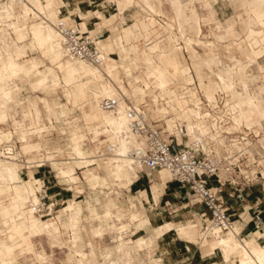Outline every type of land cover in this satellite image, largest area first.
<instances>
[{
    "label": "rangeland",
    "instance_id": "rangeland-1",
    "mask_svg": "<svg viewBox=\"0 0 264 264\" xmlns=\"http://www.w3.org/2000/svg\"><path fill=\"white\" fill-rule=\"evenodd\" d=\"M50 0H40L36 4L33 3L31 0H26V2L29 3V5L32 7L33 5L37 9V14L32 13L33 15L28 16V13H25L24 7L22 4L14 3V0H0V10L2 12L0 13V44L1 49L6 53L10 55L16 54L22 63H24L27 68V73H22L18 77L14 78L13 85H10L11 87L14 86L13 92L11 95V100L8 101L7 109L8 115H11V118L14 119V121L10 118L6 120H0V159H3V161L9 160L10 157V151L13 152L12 155H16V160L22 164L20 174L24 181L30 180L27 185H33L35 181L34 177L32 176V173L29 172L31 170L35 171L38 174H34L36 176V179H39V176L41 177V184L38 185L37 188V194L39 196V191L41 190L40 186H42L45 182L46 188H48V196L50 198V201H55L56 207L53 211V214L61 215L60 217V223L61 226V234H60V241L65 242L63 243H57V240L55 241L57 235L53 234L52 239L48 238L46 234H43L41 236H35L33 238L34 240V250L28 251L26 250L25 253L20 252V247H17L15 250V264H75L74 255L72 254V258L70 257L68 260L70 253V248L73 246L70 241V234L73 231V228L65 227L64 224L69 223L70 221V214L69 210L66 212H63V209L66 208L70 202L76 201L80 202V204L83 206V212L79 215V221L80 223L78 226H76L79 229H84L87 234L91 233L92 238L90 241V245L87 249H82V245L78 248L82 249V252H86L88 257L85 260L86 264H107L105 261V258H103V250L101 249L103 244L102 242L98 241L99 239H94L93 235H96V233L93 230L94 226H101V232L107 233L110 231H113L114 233L121 231L119 226H122V228L127 229L128 234H131L134 232L133 235H130L129 237H126V240L132 239L137 240L139 237H142L145 232L149 233V230L152 228V225H145L141 224V221H131L130 220V213L132 211L141 212L142 216L149 217L151 214H156L155 208H158V216L156 223H160L164 219H169L174 222V224H184L188 225L192 222H197L198 217L202 218L203 225L202 227H198V230L200 234L203 235V240L205 241L206 237H208V240H212L213 237L217 239L214 235L208 234L204 231L205 226L209 223V212L204 210L202 206H200L198 203L194 202V199L191 196H187V191L185 188H180L179 184L175 181H172L171 178L167 179L166 185H168V192H177L178 189H182L183 193H185L182 197L176 198L175 200L169 201V196L165 194L163 190L159 193H157L156 197L149 196V198H146L147 196L145 194L146 187H140V184H132L129 188L124 187L122 184L119 183V181H115L114 178L110 175V173L107 171L105 161H107L108 168H112L111 164L116 161V165H118L119 171L122 172L125 169L123 167L124 161L121 158L116 157H110V153L107 151V145L109 141H115V138H113V135L111 134V129L107 130V132H103L104 126L101 127L100 123H94V122H88L81 111L80 106H74L71 102H69L68 97L65 92L64 83H60L58 86H54L52 82V78L48 81L47 84L40 87H34L32 83L36 82L38 79V73L41 72L42 74H48L50 67H55L56 65L52 62L49 55H51L52 59H55L56 61L59 60V68L63 70L64 68L67 69L70 66V62L72 61L68 56L65 55V52L63 51L62 45H61V38L58 42L59 47L61 48L62 54H58V52H50V49L48 46H44L45 39H41V41L35 40L36 38L34 35H32V30L34 31L35 28L39 27L42 23V26L44 25V21L40 19L38 16H41L40 14H47L49 17L54 18L53 13H49V8H51V4H48ZM95 0H93L94 2ZM97 1V0H96ZM122 1V0H121ZM127 0H123V2H126ZM146 1V2H145ZM145 4H147V9L149 8L148 4L150 6H153L155 10L163 11L164 13H160L163 15H166L169 17V19H172V21L175 23V13L172 12L171 4L168 2V0H152L151 2L148 0H145ZM155 1V2H153ZM205 2L204 0H192L191 6L194 7V4L196 3V11L197 14H199L200 17H206L210 13L208 9L201 7L200 3L197 2ZM220 3L215 5V14L214 19L208 22H202V29H203V35L201 36V41H214L215 43L212 44L215 46V50H213L210 53L211 57L216 52L219 55H222L223 60L227 61L230 65H232V62H234V58L238 55L241 56L242 54L238 51L236 54L230 55V53H227L224 49H220L221 44L232 42V40L228 39H217L216 34L218 33L217 30V22H221L223 26H228V24L232 23L235 24L236 28L238 30H242L244 25L251 21L252 16L248 15L244 9V6L242 4V1L245 0H233V2H230V0H219ZM249 1V0H247ZM150 2V3H149ZM188 2V1H187ZM14 3V4H13ZM67 3V1H66ZM127 3H129L127 1ZM252 3V1H251ZM250 3V4H251ZM10 4H13L12 8L14 10L13 13L9 16L8 13H6V9ZM56 6L62 5L61 0H56L55 2ZM245 4H247L245 2ZM55 6V7H56ZM251 5L248 8L251 10ZM254 8V7H253ZM47 9V10H46ZM92 9V8H89ZM53 10V9H52ZM93 11H97L96 7L92 9ZM132 10V9H131ZM83 12V11H82ZM88 12V11H87ZM118 10H113L110 14L105 15L104 17H110L112 13H117ZM252 12V10H251ZM254 12H252L253 14ZM66 14H70V11L65 10V8L62 9V13H60L59 16H65ZM80 14V13H78ZM127 15H129V19L125 21V23L121 22L122 19H117L113 22L111 26L108 28L99 27L100 24L103 22V19L99 18L97 15H92L89 17V19L86 21L88 24L89 29H94L95 32L93 35H95L97 32L102 31L103 36L97 37L102 46H111L112 49L108 50L106 47V53L108 51H113V55L117 60V69L114 71V73H119V76L124 82V85L128 89V97L127 102L130 105L139 106L143 110H146L149 117L154 121V124L157 127H160V129L164 132L165 137H167L170 140H173L179 144H186L189 140H191V137L187 135V133L184 131V127L176 126V130L180 131V135L176 137V133L174 132H168L165 131V124L164 120H161V118H156L154 115L157 113L154 112L153 108V101H152V94H158L160 92L159 89H154L155 92L149 93V95L146 97V102L144 101L143 92L136 88L133 85V82L138 79V85L145 87L148 81L154 80L153 77L150 79H147L148 75V66L145 63H142L143 57L145 55V52L142 50L145 49L147 53L150 52V48L154 46L158 41H162L165 44L168 45L171 44L172 48H177L178 44V36L180 35H174V41L173 43H170L168 36L170 33L168 31L163 30L160 25L157 23L156 26L153 28L152 32L149 35L145 34V37H142L139 35V39H142V41L135 43L134 40L128 42L126 41L124 37V29L122 33H120L121 29L125 25H129L130 22L133 20V11L127 12ZM144 14H147L144 10H141L140 12H137V17H142ZM74 18L75 14H71ZM135 15V16H136ZM191 16L190 11L188 10V17L186 20L190 22V27L184 28L186 33L191 35H199L201 32V27L198 22H196L195 19H189ZM173 17V18H172ZM25 18L28 19L25 21ZM157 16L155 17V21ZM58 19V18H57ZM52 20V19H51ZM52 20V21H53ZM21 24H17V23ZM111 22V21H110ZM22 23L25 24L24 34L25 38L20 39L19 35L22 33ZM155 23V22H154ZM177 23V22H176ZM36 24L33 26L32 25ZM174 25V24H173ZM255 25L253 23V27ZM127 28V27H124ZM151 28V25H150ZM177 31V30H175ZM258 31H260L258 29ZM110 35L112 37H110ZM187 35V34H186ZM98 36V35H97ZM123 36L122 38H120ZM35 38V39H34ZM192 38V37H190ZM190 38L186 36V41L188 43H191ZM242 38V37H241ZM37 41L38 43L34 42ZM124 40V42H123ZM196 41H199L198 39H195ZM194 40V43L196 41ZM180 42H182L180 40ZM226 43V44H227ZM184 45V43L182 42ZM256 49H259L262 47L259 43L256 44L253 43ZM207 45V46H206ZM211 42L209 44H197L196 48L199 52L204 53L210 51V49H207V47H210ZM181 48V47H180ZM179 49V48H177ZM182 49V48H181ZM180 49V50H181ZM191 49V48H190ZM192 49L195 51V48L192 45ZM217 49H219L217 51ZM132 53L130 56L131 58H121L120 56H124L125 53ZM223 50V51H222ZM123 52V53H118ZM47 53V54H45ZM182 55L184 52L181 50ZM190 53V52H189ZM241 54V55H240ZM154 57L153 59L156 60V54H152ZM190 54L188 52L183 55L187 62V67L193 63V58H188ZM192 54L190 55V57ZM231 57L233 61L230 60ZM132 60L138 61V66H135L134 64H128L124 63L125 61L130 62ZM239 59H237L238 61ZM18 61V60H17ZM70 61V62H69ZM140 61V63H139ZM261 63L264 65V53L262 58L260 59ZM33 62H36L38 64V68L33 67ZM238 62H243V60H239ZM19 67L18 70H16L15 74L19 73L23 70L21 63L18 61ZM76 67H82L77 62H74ZM189 63V65H188ZM62 65V67L60 66ZM134 65V66H133ZM74 66V68H75ZM193 66L194 63H193ZM86 67V66H83ZM191 67V66H190ZM202 64H198V69L200 68V71H197L198 80L196 79L194 72L191 71L188 74H186L185 70H183L184 75L186 78H195L196 83L199 84L202 87L207 83V80L210 78L211 82L210 84H214V81L220 80L217 78V76H209L205 74L202 69ZM218 67H222L221 65ZM253 70H251V76L249 74L247 75L248 78L253 77L255 80L251 81L259 84H264V70H261L258 68L257 65H254ZM196 69V68H195ZM217 69V67H215ZM251 69V68H250ZM130 71L132 75H128L127 71ZM93 71H98V69H95ZM56 72L58 73L59 70L56 69ZM219 71L217 70V73ZM230 70L228 71V73ZM62 75V73H60ZM201 74L204 75L203 83L200 81ZM220 74V73H219ZM200 76V77H199ZM207 76V77H205ZM66 76L65 78H67ZM225 77L230 80L232 79L231 74L225 75ZM64 78V79H65ZM85 80H90V78H85ZM162 80L166 82V85L169 86L170 82H174L175 79L172 78L169 74H165L162 77ZM186 79H184L185 82ZM213 81V83H212ZM209 82V80H208ZM12 83V82H11ZM217 83V82H216ZM209 85V83L206 85L212 90L211 88H215V85ZM203 84V85H201ZM250 84V85H251ZM161 86V85H160ZM211 86V87H210ZM214 86V87H213ZM198 86H188L190 90H197ZM207 87V88H208ZM251 87V86H250ZM161 88L165 89L163 86ZM208 88V89H209ZM172 89L177 92H183L185 88L182 87V84L177 82L176 84L172 85ZM204 89V88H203ZM5 90V89H4ZM3 90V91H4ZM3 91L0 90V94L3 93ZM209 91V90H207ZM211 92V91H210ZM195 100H197V94L196 97H194ZM102 99V98H101ZM230 102H233L234 100L229 98ZM145 102V103H142ZM161 100L159 103L161 104ZM229 102V103H230ZM259 105V104H258ZM260 107V105H259ZM260 109H262L260 107ZM263 110V109H262ZM55 111L57 113V116L54 114ZM63 111H66L65 114ZM3 112V109L0 108V114ZM110 113V112H107ZM255 116L256 120H260V117L257 116V114H253ZM26 119V120H23ZM31 120L33 123H31ZM16 121H20L24 123L21 127H19V130H16L18 127V124L15 123ZM204 124L209 126L210 124L207 120L202 121ZM21 124V123H20ZM47 126V129L40 130L42 126ZM172 121L169 122V128L174 131L172 128ZM26 129L25 131H28L30 135L27 137L28 142L30 143H36L39 144V149H31L26 150L25 142L21 140V130ZM98 130V133L96 132ZM74 132L77 133V135H83L84 137L80 140V149L84 152V155L89 157H95L92 159H96V163L94 165H90L89 167H86L84 163H82L81 159L78 157V155L75 153L74 150ZM8 133L10 134L9 137L6 138V136H2L1 134ZM108 135L109 137H107ZM99 136L101 140L105 141H99ZM95 138L96 141H92ZM180 141L182 143H180ZM103 142L102 144H100ZM97 151V152H96ZM98 151H100L98 153ZM79 152V150H77ZM99 154H103V156H99ZM109 156V157H108ZM6 159V160H5ZM98 165V166H97ZM97 170L94 171L91 168H94ZM97 167V168H96ZM59 168L61 169V172H65L67 175H72L73 171L76 173L75 181H70L66 177H62L61 174H59ZM149 172H151L148 169H144ZM67 172V173H66ZM119 172V173H120ZM154 174H159V172H153ZM63 174V175H65ZM169 174V173H168ZM106 178V181H101L102 177ZM95 176H98L97 180L94 179ZM31 178V179H30ZM122 180H124L125 185H127L131 180V178L125 177L122 175ZM96 181L97 185L93 186L90 184L91 182ZM99 181V183H98ZM5 182H0V208L4 209L10 205L13 206L16 203H21L22 199H29L28 192L26 191V184L24 185L21 183V198H18L15 196L14 192H7V187H5ZM148 186V184L146 183ZM173 185V186H172ZM37 186V185H36ZM36 186L33 185L34 188ZM173 188H172V187ZM4 190V192L2 191ZM142 190V192H141ZM163 192V193H162ZM3 193V194H1ZM142 193V195L140 194ZM162 193V194H161ZM35 194V192H34ZM35 196V195H34ZM160 196V197H159ZM264 198V197H263ZM17 199H19L17 201ZM164 199V200H163ZM88 201L92 204L96 205L100 213H103L105 211L106 204L113 203L115 206L112 208L113 217L111 218L112 214H109V216L105 217L104 220H97L93 219V217L89 214V209L87 208ZM25 208V207H24ZM79 209H81V206H78ZM14 209V208H13ZM27 209H23V212H25ZM202 210L205 211L206 216H204ZM18 211V208H17ZM20 211V213L17 216H13L14 218H19L20 215L23 213ZM9 213V212H8ZM99 215V214H98ZM120 216V219H117V216ZM10 217V214L8 215ZM25 216H27L30 220H35L37 218L35 215V218L33 214H31V211L28 213L25 212ZM141 216V217H142ZM12 218V217H11ZM16 220V219H15ZM55 220V219H53ZM6 222V223H5ZM16 222H21L16 221ZM143 222V221H142ZM154 224H156L154 221H152ZM111 223H114L116 226L109 228V225ZM47 222L42 223L41 225L38 224V221H36L33 224L29 225L31 232H43L45 229L42 227L46 225ZM4 225H7L8 228H12V223L9 224L6 220L0 219V230L4 227ZM139 226V227H138ZM121 234V233H120ZM171 237L173 239H176L177 241H173V246H187L189 247L190 251H193L196 249V253H199V255L203 256V263L204 264H213V262L217 261V264H230L231 262H223L221 260H217V257L210 258L206 253L204 252V248L200 246V244H190L187 241H184L180 238L179 235H177L175 230L170 231ZM107 235V234H106ZM223 236L229 235L228 232L221 233ZM230 236H233L232 233H230ZM3 237V236H2ZM81 237L79 236V239ZM79 241V240H78ZM82 241V240H81ZM80 242V241H79ZM56 243L55 245H53ZM149 243V241H148ZM118 242L110 243V245H117ZM264 246V244L260 243ZM190 245V246H189ZM250 248H252V245L250 243L248 244ZM77 247V245H76ZM73 246V248H76ZM136 251L139 250L138 247L135 248ZM43 250V251H42ZM92 250L95 251V258H93L91 255ZM42 251V252H41ZM112 253V260H118L121 256H123V252H118L116 250V246L113 250H111L109 253ZM128 251V250H127ZM68 253H70L68 255ZM133 253V252H132ZM141 255V258L137 261L136 264H149L148 259L145 260L146 255L149 254V248L146 246L143 248V251L139 252ZM128 254V253H127ZM7 255H11L8 254ZM68 255V257H67ZM234 256V255H233ZM232 256V257H233ZM145 257V258H144ZM200 256L198 260H200ZM213 259V260H212ZM232 259V258H231ZM230 259V260H231ZM68 261V262H66ZM2 264V263H0ZM113 264V263H110ZM151 264V263H150ZM155 264V262H153ZM161 264V262H160ZM234 264H238L234 263Z\"/></svg>",
    "mask_w": 264,
    "mask_h": 264
},
{
    "label": "crops",
    "instance_id": "crops-1",
    "mask_svg": "<svg viewBox=\"0 0 264 264\" xmlns=\"http://www.w3.org/2000/svg\"><path fill=\"white\" fill-rule=\"evenodd\" d=\"M67 1V3H66ZM127 1L129 3H127ZM126 2H123V0H117V2L115 0H95L93 2V0H61V4L62 5H58L56 6L55 2L56 0H50L48 4H51L49 6H51V8L48 9L51 10L49 11V13H53V16L55 17V21L56 22L57 18L60 17V13H62V9L65 8V10L70 11V14H66L65 16H68L70 19H73V17L71 16V14H75L77 15L78 13H80V17L82 18V24L85 26L86 29L90 30L91 33L93 34L95 32L94 29H89L88 28V24H87V20L89 19L90 16L92 15H97L99 18L103 19V22L100 24L99 27H105L108 28L109 26H111L113 24L114 21H116L117 19H122L123 23H125V21H127V19H129V15H127V12L133 11V14L136 15L137 12H140L141 10H144L145 12H147V10L145 8H147V4H145V0H127ZM145 1V2H144ZM148 1H152V0H148ZM205 2H197L200 3L201 7H204L209 11V15L206 17H200L199 14H197L198 9L196 8V3L194 4V7L191 6L192 2L189 4H187V12L185 15V20L188 17V10L191 13V16L189 17V19H195L197 18L196 22H198L199 19V24L201 27V32L199 35H193L194 38H190V41L193 45V47L195 48V51L199 52L196 48L195 44H209L211 42L210 47L208 46L207 49H210V51L208 52H204L201 53L199 52L200 56L202 55H207V61L204 65H202L201 69L202 71L209 75V76H217V78L222 81H216L219 86V88L222 89H226L229 90L230 92H232L233 94V102L230 103V105H235L237 103V101H239L241 98L237 95L234 94L233 90H236L237 92L243 94V95H248L253 97L254 100H256L257 104L260 105V107L263 109L264 111V88H261L260 91V96L258 95V93H254V90H252L253 84L255 79L253 77L248 78V70L251 68V70H253V66L257 65L258 68H260L261 70H264V65L261 63L260 59L263 56L264 53V45L262 43H259L262 47H260L259 49H256L254 44L256 42V44L258 43L256 40H252V44L255 48V51L259 52V55L256 57V60L252 59V58H245L242 56H238L236 53H230V55L236 54L237 56L234 58V62H232V65H230L227 61H224L222 57V55L217 54V52L211 56L210 53L215 50V46L212 45L215 42L214 41H201V36L203 35V29H202V22H208L214 19V14H215V5L219 4L220 1L219 0H204ZM149 2V3H150ZM155 2V1H153ZM168 2L171 4V2L168 0ZM189 2V1H188ZM230 2H233V0H230ZM244 1H242V4L244 6V9L246 11V13L248 15L252 14V12H254V9L251 10L248 8V3L244 4ZM16 3V2H14ZM13 3V4H14ZM13 4H10L8 6V8L6 9V13H8V15L10 16L14 10L12 8ZM34 6V5H33ZM56 6V7H55ZM149 8L152 12H154L155 17L157 16V14L160 13H164L163 11L160 10H155L153 6H150L148 4ZM24 7V5H23ZM94 7H96L97 11H93L92 9H94ZM172 7V5H171ZM34 8V7H32ZM92 8V9H89ZM1 9V8H0ZM53 9V10H52ZM132 9V10H131ZM197 9V11H196ZM47 10V9H46ZM113 10H120V11H124L122 15H119L118 12L117 13H112L110 17H104L107 14H110ZM83 11V12H82ZM88 11V12H87ZM2 12V10H0V13ZM172 12H174L173 7H172ZM175 13V12H174ZM30 15V14H29ZM41 15H47V14H41ZM133 16V20L132 22H130L129 25H125L123 26V28L121 29L120 33H122L123 29H124V37L126 39V41L130 42L132 40H134V42H138L139 40V35L137 33V31H135V25L138 22H141L140 25L137 24L139 29H143V33L141 34L142 37H145L146 35H149L152 31V27L154 25V22H159L160 24H162L160 22V18H155L151 21H143L144 18H146V14H144L142 17H137ZM166 16V15H165ZM176 16V15H175ZM40 19H43L44 16H38ZM167 17V16H166ZM169 18V17H168ZM173 18V17H172ZM29 19V18H28ZM28 19L25 18V21H27ZM111 21V22H110ZM172 21V19H171ZM177 22V21H176ZM187 22V26L190 27V22H188V20H186ZM253 23L255 25H257L255 23V21L253 20V17L251 19V21L247 22L244 27L242 28V30H238L235 26V24H228V26H223L221 24V22H217V30L218 33L216 34L217 39L221 40V39H228L229 40L232 39V37L228 36V34L230 33L231 30H236L239 31L242 36L240 37H246L247 33H249L252 30H258L260 27H253ZM17 24H21V23H17ZM178 24V22H177ZM36 24L32 25L33 26ZM151 25V29L149 30V32H144V30H148L150 28ZM23 29H22V33L19 35L20 39H24L25 38V34H24V29H25V24L22 23ZM127 27V28H124ZM187 27V28H188ZM173 28V26H172ZM174 30V29H173ZM32 35H34V31L32 30ZM102 31L97 32L95 35L99 38L101 36H103V33H101ZM181 33V32H180ZM173 34L176 35V32L174 30ZM174 36V35H173ZM35 37V36H34ZM110 37H112L110 35ZM123 36H121L120 38H122ZM183 37V36H182ZM183 38H186L183 37ZM35 39V38H34ZM195 39H198L199 41H196ZM240 39V38H238ZM37 40V39H35ZM35 43H38L37 41H35ZM194 40L196 41V43H194ZM41 41V40H39ZM173 41H174V37H173ZM124 42V40H123ZM187 42V41H186ZM171 43V42H170ZM173 43V42H172ZM227 43V42H226ZM221 44L222 45H225ZM40 45V44H39ZM191 45V44H190ZM191 45V46H192ZM172 45L168 43L165 44L162 41H158L154 46H152L150 48V52L151 53H147L145 51V49H143L142 51L145 52V55L143 57V61H141L142 63L147 64L148 66V75H147V79H150L151 77L154 78V80H152L151 82L148 81L147 84L145 85V87L138 85V79H136L135 82H133V85L136 88H139L143 94H145L144 96V101L146 102V97L149 95V93L155 92L154 89H159L160 92L158 94L153 93L151 98L153 103V108H154V112L157 113L156 115L153 114V116H155L156 118H161V120H164V124H165V131L168 132H174L176 133L178 136L180 135V131L176 130V126H182L184 127V131L187 133V135H189L191 138H193V136L197 137L199 135H201V133H196L191 134L189 132L188 129V125L193 124V125H197L195 127V129L199 132H207L209 131V126H207L206 124H204L202 121L203 119L207 118V116L209 114H211V112L207 111V110H203L201 104V97L200 95H204L203 92L201 91L200 85H199V81L198 84L195 81V78H186L185 76V82L182 83V81L177 80L175 77H171L174 78L176 81L174 82H170L169 86L166 85L164 86L165 89L161 88L160 84H159V80L157 78V70L160 72L161 77H163L165 74L168 73H161L160 68H168L169 71L175 72V67L171 66V65H167L162 66L161 62L162 61H166L168 62V60L170 59L171 61L174 62L175 66L180 65L181 61L179 59H175V61L170 57V53L173 49L171 47ZM186 46L188 48V45L186 43ZM207 46V45H206ZM104 47V46H103ZM111 50L112 47L111 46H105L104 49ZM220 47V49H221ZM188 50L190 51V55L193 54L194 50H191L188 48ZM219 49H217L218 51ZM3 51V50H2ZM125 53L124 56H120L121 58H131L132 56H130V54L132 53H128L125 52V50L123 51ZM123 52H118V53H123ZM113 51H108L106 56H105V61L102 63L101 66L99 67H95V68H91V67H76L74 61H69L71 64L67 69H63L61 70L59 68V60L56 61L55 59H52L51 55L50 58L52 60V62L56 65L55 67H50L49 68V73L48 74H42L41 72L38 73V79L36 82L32 83L34 85V87H40V86H44L45 84L48 83V81L50 80V78H52V82L54 86H58L60 83H64V78L66 76L73 78V83L70 86H67L64 83V87H65V92L66 95L68 97L69 102H71L74 106H80L81 107V111L82 114L84 116V118L88 121V122H94V123H100L101 127L104 126L103 132L105 133V129L107 127V120L105 119V116L103 115V113L107 112L104 111L100 108V102H101V98H105V97H114L117 98V100L119 101V106L126 109L128 106H131L128 102H127V97L129 96L128 94V89L127 87L124 85L123 80L121 79V77L119 76V73H114V71L117 69V60L114 57V55L112 54ZM4 56L6 55H10V54H6L3 51ZM47 54V53H45ZM152 54H156V60L153 59V55ZM184 54H185V50H184ZM13 56L16 61L18 60L21 65L23 70L20 71L19 73L15 74L12 78L7 79L6 81L3 82V86H4V91L3 93L0 94V108L3 109V112L0 114V120H6L8 118L12 119L14 121L13 118H11V115H8V111H6L7 109V105H8V101L11 100V95L12 92L14 91L13 87L14 86H10L13 85V80L14 78L18 77L19 75H21L22 73H27L28 72V68L27 66L22 63L20 61V58L14 54L11 55ZM186 56V55H185ZM187 57V56H186ZM169 58V59H168ZM190 60L191 57L189 56ZM231 61H233V59L231 57H229ZM188 59V57H187ZM237 59L239 60H243V62H238ZM189 60V59H188ZM17 61V62H18ZM189 62V61H188ZM126 65L127 63H135V66H138V61L136 60H132L130 62L125 61L124 62ZM140 63V61H139ZM194 63V61H193ZM193 63H191L193 65ZM19 64V63H18ZM189 65V63H188ZM222 66L221 68L218 66ZM75 66V68H74ZM33 67L38 68V64L36 62H33ZM215 67H217V69H215ZM194 68V66H193ZM56 69L59 70V72H56ZM98 69L102 72V74L104 75L105 81L108 84V89L104 90L102 89L101 91L98 90L99 93V97H96L95 94V85L93 83L94 81V77H93V70ZM207 69L210 71L206 72ZM217 70L219 71L217 73ZM230 70V74L232 76V79L228 80L225 75H228V71ZM187 70H185L186 72ZM189 67H188V73H189ZM62 73V75L60 74ZM186 73V74H188ZM220 73V74H219ZM128 75H132L131 72L128 70L127 71ZM185 74V75H186ZM194 75L197 78V74L194 68ZM85 78H90V80H85ZM12 79V80H11ZM177 81L179 83L182 84V87L185 88L183 92L177 93L172 89V85L176 84ZM256 81V80H255ZM12 82V83H11ZM251 84V85H250ZM190 85H196L198 86V90H190V88H188V86ZM238 86L241 87V91L238 89ZM251 86V87H250ZM264 87V84H263ZM218 88V87H217ZM217 90V89H216ZM190 92V96L189 99L188 97H185V93ZM106 94V95H105ZM197 94V98L198 100L195 101H191L192 97H196ZM94 95V96H93ZM205 96V95H204ZM206 97V96H205ZM216 99V98H215ZM162 101L161 104L159 103V101ZM142 102V103H145ZM147 103V102H146ZM136 108L141 109L139 106H136ZM194 109V111L196 110V112H198V114L196 113H190L189 115H185V113H188L190 109ZM233 108V107H232ZM127 110V109H126ZM234 111V110H233ZM250 111V112H249ZM54 114L57 116V113L55 111H53ZM66 111H63V113L65 114ZM182 113V114H181ZM252 113L257 114V116H262L258 111H256L254 108L249 107V105H243L240 109H238L237 111H235V114L233 115L236 118V121L238 123V125H240V121L241 120H245L247 121V126H250L251 123H255L256 121H254V115ZM199 115V116H197ZM264 118V116H262ZM23 120H26L23 118ZM172 121V128L174 129L171 130L169 128V122ZM15 123L18 124V127L16 128V130H19L24 123L20 122V121H16ZM21 123V124H20ZM31 123L32 120H31ZM106 125V126H105ZM237 125V126H238ZM47 129V126H42L40 128L41 132L42 130ZM26 129H22L21 130V140L23 142H25V147L26 150H31V149H39L40 145L36 144V143H30L28 142L27 137L30 135V133L28 131H25ZM171 130V131H169ZM196 131V132H197ZM96 132L98 133V130H96ZM198 134V135H197ZM2 136H6L9 137L10 134L8 133H4L1 134ZM107 137H109L108 135H106ZM74 150L75 153L78 155V157L81 159L82 163L85 164L86 167H89L90 165H94L96 162V159H92L95 157H89L84 155V152L80 149V140L84 137L83 135H77L76 132H74ZM200 137V136H199ZM114 138V137H113ZM99 141H105V140H101L100 136H99ZM92 141H96L95 138L93 139L92 137ZM103 142H101L100 144H102ZM180 143H182L180 141ZM77 150H79V152H77ZM97 152V151H96ZM11 163H14L18 169V173L20 175V179L18 182L15 183H9L4 181L5 187H7V192H14L15 196H20L21 193V183H23L24 185L30 181H24L21 177V166L22 164L18 161H13V160H9ZM116 161H114L111 164L112 168H108L109 166H107V161H105L106 164V168L107 171L110 173V175L114 178L115 181H119L120 184H122L124 187L129 188L132 184L136 183V184H140V187L142 188L143 186L146 187L145 190V194L147 196H145L146 198H149V196H153L156 198L157 200V193L161 192L165 189V194L167 196H169V201L167 202L168 204L170 203V200H175L176 198L182 197L185 193H183L182 189L183 187L179 186L182 189H178L177 192H168V185H166L167 179L169 178V172L163 170L161 172H159V174H154L153 172H149L147 170L144 169H131V166H125L123 165V167H125V169L127 170H123L122 172L119 171L118 165H116ZM118 164V163H117ZM98 166V165H97ZM97 168V167H96ZM94 171L97 172V170L94 168H91ZM29 172H34L32 173V176L34 177L35 181H37L36 176L34 174H38L35 171L31 170ZM120 172V173H119ZM59 174H61L62 177H66L68 180L70 181H75V176L76 173L73 171L72 175H67L65 174V172H61V169L59 168ZM122 175H124L125 177L131 178L133 180H131L127 185H125L124 180L121 179ZM101 176V175H100ZM40 177V176H39ZM102 177V176H101ZM98 176H95L94 179L97 180ZM31 179V178H30ZM101 181H106V178L102 177ZM36 182L33 183L34 186ZM99 183V181H98ZM146 183L148 184V186L146 185ZM90 184H92L93 186L97 185L96 181L91 182ZM33 185H27L26 186V191L28 192L29 198L33 197L36 194L37 188H34ZM173 186V185H172ZM171 186V187H172ZM37 187V186H36ZM173 188V187H172ZM4 192V190H2ZM35 192V194H34ZM142 192V190H141ZM162 192V193H163ZM161 193V194H162ZM3 194V193H1ZM142 195V193H140ZM263 190L261 189H257L256 192L252 193L249 195V198L243 202L238 201L237 199L234 198H230L228 197V200L231 203V211L234 213V218L236 221V229H237V235L240 238L241 242L244 245H248L249 243H251L254 240V244L257 248H264L263 245H261L260 243L264 244V198H263ZM143 196V195H142ZM21 197V196H20ZM160 197V196H159ZM19 199H17L18 201ZM164 200V199H163ZM28 201V200H27ZM81 206V209L78 208V206ZM24 206V205H23ZM115 205L111 202L106 204L105 207V211L103 213H100L99 210L97 211V207L96 205L92 204L91 202L88 201L87 204V208L89 209V214L93 217V219H97V220H104L105 217L109 216V214H112L111 218L113 217V212H112V208ZM13 206H8L7 209H1L0 208V219H2L3 221L6 220L8 223L9 221L12 219V221L9 223L11 224L12 222H14L13 227L12 228H8L7 225H4V227L0 230V263L2 264H15V250L17 247H20V252L21 253H25L26 250L28 251H33L35 244H34V240L33 238L35 236H41L43 234H46L48 236V238H50V240L52 239V237H50L48 235V232L46 231V229L52 231V234H56L57 236L55 237V241L58 240L57 237L61 234V226L59 227L58 224L56 222H49L46 221L47 224L42 226L45 231L43 232H31L29 225L35 223V220H30L27 216H22V214L20 215L19 218H14L13 216H17L18 213L17 211H14ZM69 210V214H70V221L67 224H64L65 227H70L73 228L72 233L70 234V241L71 244L73 246L77 247L73 248V246L70 248V253L74 255V260H75V264H86L84 259H87L88 255L85 252H82V249H87L90 245V241L92 238L91 233L87 234L85 232L84 229H79L76 226H78V224L80 223L79 221V215L83 212V206L80 204V202H70V204L63 209V212H66ZM205 210V209H204ZM202 210L204 216H206L205 211ZM155 213L156 214H151L150 218L149 217H145L141 215V212H136V211H132L130 213V220L131 221H141V224H143V226L145 225H152V228L149 230L148 232H145V234L142 237H139L137 240H126V237H129L130 235H133L134 232H132L131 234H128V231H126L127 229L122 228V226H119L118 228L121 229V231H118L117 233L110 231V232H105L102 233L101 232V226H94L93 230L96 233V235H93L94 239H99L98 241L102 242L103 246H102V250L104 252L103 254V258H105V261L107 264L113 263V264H136L137 261L141 258L140 255V251H143L144 247H148L149 248V254L146 255V259H148V263L153 264V262H155V264H204L203 263V256L199 255V253H196V249H194L193 251H190L189 247L187 246H173V241H177L176 239H173L171 237L170 231L175 230L177 235L180 236L181 239H183L184 241H187L188 243H192V244H200L201 247L204 248V252L206 253V255H208L210 258H215L217 257V260H221L223 262H231L230 264H234L237 263L238 264H242V252L241 250H239L238 252H233L229 255H227L223 250L222 247L219 245L218 243V239L214 238L212 240H208V237H206L205 241L203 240V235L199 233L198 227H202L201 225H203V220L202 218L197 219V222H192L188 225H184V224H174L173 221L169 220V219H164L161 224L160 223H156L157 221V216H158V208H155ZM9 212V213H8ZM10 214V217L8 216ZM99 214V215H98ZM142 216V217H141ZM12 217V218H11ZM16 219V220H15ZM117 219H120V216H117ZM21 222H16V221H20ZM143 221V222H142ZM152 221H154L156 224H154ZM6 223V222H5ZM38 224L41 225V222H38ZM62 224V223H61ZM116 225L114 223H111L109 225V228L111 227H115ZM139 227V226H138ZM18 230V231H17ZM121 233V234H120ZM107 234V235H106ZM3 236V237H2ZM79 236L81 237L79 239ZM80 242H79V241ZM82 240V241H81ZM52 241H54L52 239ZM59 241V240H58ZM57 241V243H58ZM149 241V243H148ZM116 243L118 242L117 245H110V243ZM61 243H65L62 242ZM56 243H54L53 245H55ZM259 244V245H258ZM82 245V249L78 248L79 246ZM116 246V250L118 252H123V256H121L118 260H112V253H109L111 250H113ZM190 246V245H189ZM136 247L139 248L138 251H136ZM128 250V251H127ZM43 251V250H42ZM41 251V252H42ZM133 252V253H132ZM11 254V255H7ZM128 253V254H127ZM69 254V253H68ZM91 256L93 258H95V251L92 250L91 252ZM234 255V256H233ZM68 256V255H67ZM200 256V260H198ZM233 256V257H232ZM232 258V259H231ZM212 259V260H213ZM231 259V260H230ZM213 264H217V261L213 262Z\"/></svg>",
    "mask_w": 264,
    "mask_h": 264
},
{
    "label": "built area",
    "instance_id": "built-area-1",
    "mask_svg": "<svg viewBox=\"0 0 264 264\" xmlns=\"http://www.w3.org/2000/svg\"><path fill=\"white\" fill-rule=\"evenodd\" d=\"M81 22L82 18L77 14L73 19L61 16L54 25L69 55L101 65L105 54L98 38ZM261 88H264L262 84L255 83L252 90L256 94ZM238 89L241 91L240 86ZM215 97L210 101L201 95L200 105L203 110L211 112L207 116L210 129L192 143L182 145L165 137L142 108L130 107L127 117L129 132L139 140L129 155L152 172L168 170L172 181L186 189V197L191 196L209 212L210 221L204 231L219 235L234 230L236 226L228 197L243 202L257 189L264 192V123L255 128L246 124L237 126L233 118L235 111L228 102L231 98L229 92L220 88ZM117 105L114 98L101 99L105 110H114ZM114 148L108 147L107 151L111 154ZM45 185L44 182L40 186L37 213L57 220L58 215L53 214L55 201H50Z\"/></svg>",
    "mask_w": 264,
    "mask_h": 264
},
{
    "label": "bare ground",
    "instance_id": "bare-ground-1",
    "mask_svg": "<svg viewBox=\"0 0 264 264\" xmlns=\"http://www.w3.org/2000/svg\"><path fill=\"white\" fill-rule=\"evenodd\" d=\"M31 1L36 4L40 0H31ZM115 1L117 2V0H115ZM169 1L171 2V5H172L173 10H174L175 15H176L175 18H173V19H175L178 22V24L176 22L174 23L173 21H171V19H169L168 17H166L163 14H157V17L161 19L160 22L162 24H160L159 22L158 23L155 22L153 27H152V29L149 28L146 31L144 30V32H149L150 29L152 31L153 28L156 26L155 24L157 23L158 25H160L162 27L163 30H166V31H168V33H170L169 36H168V39L172 43L173 42V35L172 34H173L174 30H177V31H175L176 35H180V36H178V41L179 42L177 44V45H179L177 47L179 49H177V48L173 49L171 51V53H170V57L174 61H175V59L176 60L179 59L181 61V63H180V65L175 66L174 62L171 61L168 58L169 59L168 62H167V60L166 61H162L161 65L166 67L169 64L171 66H174L176 71L172 72V71H169L168 68L164 69L163 67L160 68V71H161V73H168L169 75H171L172 77H175L179 81H184L185 75L183 73V70H187L186 73H188V67H189V71L190 72L191 71L194 72V68H196L195 71L198 70V72H199L200 68L198 69V64H199V66H200V64L204 65L206 63V61H207V58H206L207 55H203V56L201 55L200 56L199 52L194 51L192 56H191V58H193L192 60L194 61V65L195 66L193 68V65L190 64L187 67V62L188 61H186V59L184 58V56H183L184 54L182 55L181 50L184 52V50L186 49L188 54H190L189 53L190 51L188 50V48L189 49L191 48V50H193L192 46L190 45V43L186 42V39L183 38L185 36H188V38H190V37L194 38L193 35L188 34V33L185 32V31H187L185 29L188 27L187 26V22L185 20V15H186V12H187V4L188 3L190 4L192 2V0H169ZM187 1H189V2H187ZM251 1H252V3H251ZM14 2L24 5L25 13H28V16L33 15L32 13L37 14V9L35 8V6H32V7H34V8H32L29 5V3L26 2V0H14ZM245 2L248 3L249 6L251 5V6H253L255 8V10H254L251 7V9L254 10V13L250 14V15L253 17V20L255 21V23L260 27L259 28L260 31L252 30L249 33H247L246 37H242L241 38L240 36H242V34L239 31H236V30L233 29L228 34V36L232 37V39H231L232 42H229V43H227L225 45H222L221 49H224L227 53H236L238 51L239 53L242 54V55L240 54L242 57L252 58V59L256 60V57L259 55V52L255 51V48H254V46L252 44V40H256L258 43H262L264 45V0H249V1L245 0L243 3L245 4ZM145 9L147 10V12H146L147 13L146 14L147 17L144 18L143 21L151 22L155 18V14H154V12H152L153 10L151 11L150 9H147V8H145ZM123 12H124L123 10L122 11L119 10L118 14L122 15V14H124ZM42 16H44V18ZM41 17L43 18L42 21H44V25L42 26V23H41L39 27L34 29V36H35V38L38 41L41 40V39H45L44 46H48L49 49H50V52H56L57 51L59 55L62 54L61 48L58 45V42L60 41V38H61V45H62L63 51L65 52V55L70 56L69 58L72 61L77 62V63H79L82 66L91 67V68L99 67V66L102 65V64L101 65L92 64V63H89L87 61H84V60H81V59H77V58L69 55L66 47L63 44L62 37H61L60 33L55 28L54 24L56 22L54 23V21H55V20H53L54 18L49 17L48 15H41ZM65 17L67 19H70L68 16H65ZM195 19L197 20V18H195ZM140 23L141 22H138L137 24L140 25ZM137 24L134 26L135 29H136L135 31H137L138 35H141L143 33L142 32L143 29H139ZM82 26H84V25L82 24ZM172 26H173V28H172ZM238 38H240V39H238ZM180 40L184 43V45H182V46L180 45L181 44ZM140 41H142V39L138 40V42H140ZM135 43H137V42H135ZM186 43L188 45V48L186 46ZM98 44L100 45L101 49L103 50V52H104V54L106 56V54H107L106 50L104 49V47L102 46V44L100 43L99 40H98ZM195 45L197 46V44H195ZM104 61H105V59H104ZM128 64H130V63H128ZM131 64H133V63H131ZM134 65H135V63H134ZM60 66L62 67V65H60ZM18 67H19V64H18V62L16 61V59L13 56H11V55L4 56L3 51L1 49V44H0V90L1 91L4 90L3 82L6 81L9 78H12L15 75L16 70H18ZM206 72L210 73V71L208 69H207ZM249 72H251V69L248 70V73ZM156 74H157V78L159 80V84L161 86H163V87L166 86V82L164 80H162L161 74H160V72L158 70H157ZM196 74H198L197 71H196ZM202 75L203 74H201L200 76H202ZM93 77H94L93 83H94V85L96 87L95 96L99 97L98 90L101 91L102 89H104V90L108 89V84L106 83L104 75L102 74V72L100 70L93 71ZM205 77H207V76H205ZM197 78H198V76H197ZM203 79H205L204 75L202 77H200V81L202 82ZM207 79H208V77H207ZM208 80H209V82H208ZM208 80H207V83H205V85L201 84L203 86L202 87L200 86V88H201V91L207 97L208 100L214 101L215 98H216L215 97L216 91L218 89H220V88L217 85L218 83H216L214 81V84L216 83L215 88H211L212 90H210V88L208 86L211 85L210 84V82H211L210 80L211 79L209 78ZM220 82L222 84V81H220ZM64 83L67 86H70L73 83V78H71V77L65 78L64 79ZM208 83H209V85L207 87L209 89L206 87V85ZM212 83H213V81H212ZM214 84H212V85H214ZM190 86H193V85H190ZM207 90H209V91H207ZM227 91L229 92V96L231 95V97L233 99L232 92H230L229 90H227ZM233 92H234L235 95H237V96H239L241 98L239 101H237V103L235 105L232 106L234 111H237L243 105H245V106L249 105V107L254 108L262 116H264V111L262 109H260V107L257 104L256 100H254L255 98L253 99V97H251V96L243 95V94L237 92L236 90H233ZM258 95L260 96V91H259ZM189 96H190V92L188 91L187 93H185V97H188V99H189ZM200 97H201V95H200ZM105 98H114V97H105ZM114 99L117 100V98H114ZM191 101H195V98L192 97ZM117 102L119 104L118 100H117ZM228 102H230L229 99H228ZM132 106L136 107L135 105H131V106H128L126 108L127 109L126 110V109L120 107L119 105H117V107L114 110H105L101 106V102H100V108L102 110H104V111L110 112V113H107V112L103 113V115L105 116V119L107 120V127L105 129V132H107V130L111 129V134L115 138V141H111L110 145L109 144L107 145V148L108 147L112 148V146H114L115 147L114 148V152L110 154L111 155L110 157H116L118 159L123 157L122 160L124 161V165L125 166H131L132 170H134L136 168H138V169H148L140 161L134 159L133 157H131L129 155V151L131 150L132 146L137 145L138 142H139L137 137H135L134 135H132L129 132V120H128V117H127V112H128V109L130 107H132ZM190 113L198 114V112H196V110L194 111V109L191 108L188 113H185V115H189ZM252 114H254V113H252ZM197 116H199V115H197ZM262 116L259 115L260 120H256L255 117H254V121H256V122L255 123L250 122L251 125L248 126V127H250V128L254 127L255 128V126L263 125L264 118ZM233 118H234L235 124L238 125V123L236 121L237 117L233 116ZM203 120H207V118H205ZM239 124L240 125L241 124H247V121L241 120ZM196 126L189 123V125H188L189 132L191 134H194V135L196 133H198V134L201 133L202 134L203 133L202 131L199 132V131L196 130L197 128L195 129ZM169 131H171V130H169ZM177 136L178 135L176 134V137ZM195 136H193V138H191V140H189L188 143H192L194 140L199 138L200 135L197 136V137H195ZM9 151H10V155L8 156V157H10L9 160L17 161L16 158H15L16 155L15 156L12 155L13 152H11V150H9ZM9 160L3 161V159H0V182L6 181V182H9V183H15V182H18L19 180H21L16 165L14 163H11ZM163 170L169 172L166 169H162V170H160L158 172H161ZM169 175H170L169 178H171L170 172H169ZM40 184H41V177H39V179L35 183V185H37L36 188H38L39 187L38 185H40ZM18 198H21V197L18 196ZM39 201H40L39 200V196H38L37 191H36L35 196H33V197L29 198V199H24L23 198L22 202L19 203V204L16 203L13 208H14V211H17V208H18V211H17L18 214L20 213V211L23 212V209H27L25 212L28 213L29 211H31V214H33V216L35 215L37 217V218H35V216H34L35 221L42 222V223H44L46 221L56 222L58 224V226L60 227V225H59V219L61 217L60 214L58 215V219L57 220H53L52 218H47V217H44L43 215H39L37 213V205L39 204ZM25 212L22 213V216H24ZM11 221H12V219L9 221V223ZM12 224H14V222H12ZM46 231L48 232V235L50 237L53 236L52 231H50L48 229H46ZM230 233H232L233 236H230ZM226 234H227V232H226ZM228 234L229 235H227V236H223V235H221V233L219 235H214L215 237H217L218 243L222 247V250L227 255H229V254H231L233 252H238L239 250H241L242 255H243L242 259H241L242 264H264V248H257L255 246V244H254V240L250 243V245H252V248H250L248 245H244L241 242V240L238 237V235H237L236 226H235V229L232 230V231H229ZM211 235L213 236V234H211ZM57 239L59 240V241L57 240L58 243L59 242L61 243L60 235L57 237ZM71 255L72 254H70L69 257L67 256L68 260H69L70 257L72 258ZM66 262H68V261H66Z\"/></svg>",
    "mask_w": 264,
    "mask_h": 264
}]
</instances>
